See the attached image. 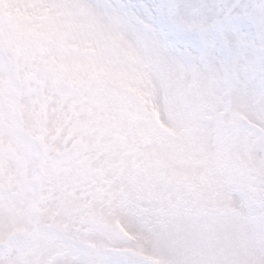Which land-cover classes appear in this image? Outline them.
Listing matches in <instances>:
<instances>
[{
	"label": "snow or ice",
	"instance_id": "1",
	"mask_svg": "<svg viewBox=\"0 0 264 264\" xmlns=\"http://www.w3.org/2000/svg\"><path fill=\"white\" fill-rule=\"evenodd\" d=\"M15 2L25 19L0 21V190L12 184L25 137L57 152L88 145L93 154L131 141L147 161L113 183L110 225L138 206V182L152 166L191 185L157 215L188 241L165 264H228L215 254L223 243L216 226L230 217L229 196L239 189L250 195L253 225L264 236V0ZM13 80L22 86L15 101ZM57 133L70 141L50 143ZM44 184L45 221L49 196L62 215L79 210L77 195L65 188L57 198L56 180ZM16 211L0 199V234ZM36 246L41 255L28 264H107L100 249L83 256L39 237ZM0 264L25 261L16 254ZM253 264H264V243Z\"/></svg>",
	"mask_w": 264,
	"mask_h": 264
},
{
	"label": "rangeland",
	"instance_id": "2",
	"mask_svg": "<svg viewBox=\"0 0 264 264\" xmlns=\"http://www.w3.org/2000/svg\"><path fill=\"white\" fill-rule=\"evenodd\" d=\"M25 17V10L15 0H4L0 5V21L18 22ZM5 62L6 57L0 51V64ZM9 92L15 101L22 94V86L13 80ZM240 122L251 124L246 116H241ZM97 131L99 136H107L106 131ZM70 139L57 133L50 143L67 144ZM129 143L106 144L96 154L88 145L80 150L73 145L71 151L57 152L25 137L22 158L15 161L13 157L17 170L12 184L0 190V199L10 200L17 210L10 228L0 234V258L21 254L28 264L31 256L41 255L36 246L39 237L45 242H55L56 246L74 249L83 256H91L100 249L107 264H165L173 259L188 241L174 228H166L157 215L167 210L170 201L184 200L191 185L173 179L171 169L149 166L150 175L144 176L137 185L138 206L133 207L123 223L110 225L108 222L105 210L113 183L126 173L139 172L141 163L147 161V156L129 148ZM82 151L89 153L88 159L82 158ZM69 161L75 162V168L68 167ZM46 177L56 180L57 198L63 196L65 188L79 197V210L72 216L62 215L55 206L56 201L49 196L48 204L52 205L48 209L49 219H43L45 213L40 206L45 202L42 193ZM228 202L230 217L216 226L223 243L215 249V254L226 258L228 264H253L255 249L264 243V236L252 222L255 205L242 189L231 192ZM157 232L168 237L169 247L176 250L174 253L161 247ZM55 254H61L59 247Z\"/></svg>",
	"mask_w": 264,
	"mask_h": 264
},
{
	"label": "clouds",
	"instance_id": "3",
	"mask_svg": "<svg viewBox=\"0 0 264 264\" xmlns=\"http://www.w3.org/2000/svg\"><path fill=\"white\" fill-rule=\"evenodd\" d=\"M157 239L159 241V243L161 244V247L169 252V253H174L176 250L175 249H172L169 247V240H168V237H166L163 232H157Z\"/></svg>",
	"mask_w": 264,
	"mask_h": 264
}]
</instances>
